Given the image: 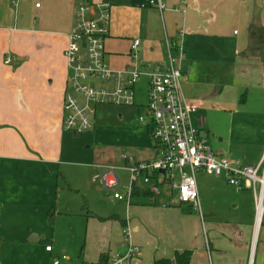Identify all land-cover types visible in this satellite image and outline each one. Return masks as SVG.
<instances>
[{
  "label": "crops",
  "instance_id": "0c3cea01",
  "mask_svg": "<svg viewBox=\"0 0 264 264\" xmlns=\"http://www.w3.org/2000/svg\"><path fill=\"white\" fill-rule=\"evenodd\" d=\"M82 1L0 0V190L2 175L24 174L32 179L30 187L48 191L43 177L56 167L60 169L69 157V131L63 127L69 79L65 50L75 10ZM95 1L111 5L110 34L106 40L110 67L163 70L168 65L166 38H170L182 45L186 67L197 64L195 57L200 47L208 45L210 48L215 72L212 85L206 84L204 88V85L193 84V70L183 82L185 97L197 106L206 101L216 109L233 104L247 83L264 90V57L255 50L248 54L253 36H256L255 32L252 36V25L264 28L263 0H165L167 8L164 11L151 6L150 0ZM37 2L41 4L39 8L35 6ZM136 40L140 44L135 51L132 47ZM147 88V79H143L136 88L137 104L134 106L137 108L146 103ZM206 132L210 135L209 128ZM200 133L202 135L201 130ZM151 151L150 156L138 160L155 158L153 144ZM263 155L264 140L261 139L254 159L257 163L246 166L258 165ZM98 165L117 166L115 163L87 166L98 170ZM203 175L197 173V183ZM222 177L213 176V179L220 183L223 180L230 186ZM128 179L127 173L124 181ZM9 181L12 183L13 179ZM140 184L146 188L142 189ZM5 187L10 188L9 185ZM230 187L237 191L233 210H202V201L207 206L212 198L208 200L209 196L201 193L199 183V207H196L179 203L177 196L171 204L157 205L160 189L170 191L171 196L175 190L168 184L146 185L139 180L140 192L131 205L122 201L127 206L125 215H86L85 244L79 264L100 261L109 264L118 251L125 253L123 221L129 227L133 243L140 247L138 257L131 264H153L161 259L174 261L176 253L185 251L191 253L188 264H264V246L257 250L264 219L256 230L253 192ZM210 188L213 194L217 190L214 186ZM146 189L151 190V196L143 194ZM104 194L112 195L107 191ZM33 196L36 198V194ZM2 197L0 192V200ZM40 207L48 209V215L52 210L55 218L48 201L40 199ZM54 218L50 220L52 223ZM25 233L32 235L33 232L29 229ZM39 241L38 235H32L29 242H20L25 247ZM47 246L52 247L46 243L45 253L53 254L54 248L48 251ZM62 254V258L55 257L51 264L55 260L60 264L69 260L65 250ZM17 261L12 258L13 264Z\"/></svg>",
  "mask_w": 264,
  "mask_h": 264
},
{
  "label": "rangeland",
  "instance_id": "374dc122",
  "mask_svg": "<svg viewBox=\"0 0 264 264\" xmlns=\"http://www.w3.org/2000/svg\"><path fill=\"white\" fill-rule=\"evenodd\" d=\"M195 58L197 64H190L193 70L191 78L195 81L193 84L204 85V88L206 84L212 85L215 72L209 46L200 47ZM107 60L106 56L105 61L109 64ZM239 94L238 100L233 104L221 105L222 109H216L208 101L202 103L198 106L194 122L216 154H223L233 163L254 165L257 163L254 159L259 141L264 140V90L247 83ZM144 114L146 110H139L136 106L99 105L93 131L80 134L67 132L69 157L60 169L56 167L43 177L48 191L41 192L30 187L32 179L27 175H2L6 184L2 181L0 190L3 196L0 200V264H13L12 258L18 259L17 264H51L55 257L62 258V250L69 257L62 264H79L85 244L86 215H125L127 208L124 202L104 194L106 191L99 178V171L87 165L115 163L123 166L124 156L136 160L150 156L153 142L147 126L138 120ZM207 128L210 135L206 132ZM200 173L204 174L198 180L201 193L207 194L208 200L212 198L207 206L202 201V210H233L237 191L223 180L220 183L213 179L214 175ZM120 174L123 179H127V173ZM10 178L13 179L12 183ZM8 185L10 188L6 189ZM140 185L142 189L146 188ZM211 186L217 189L214 194ZM176 196L177 191L171 196L170 191L162 188L159 190L157 205L171 204ZM40 199L48 201L53 207V223L49 219V210L40 207ZM29 229L32 235L40 237V241L25 248L20 241L31 240L32 235L25 233ZM46 243L54 248L53 254L45 253ZM262 246L264 228L259 233L257 250Z\"/></svg>",
  "mask_w": 264,
  "mask_h": 264
},
{
  "label": "built area",
  "instance_id": "2783aa9c",
  "mask_svg": "<svg viewBox=\"0 0 264 264\" xmlns=\"http://www.w3.org/2000/svg\"><path fill=\"white\" fill-rule=\"evenodd\" d=\"M149 4L161 11L167 8L165 0H150ZM35 6L39 8L41 4L37 2ZM110 22V3L83 0L75 10L65 50L69 79L63 127L75 134L92 131L99 105H136V88L147 79L146 103L138 105L146 114L140 115L138 120L150 127L156 156L144 161L124 156L123 167L98 165L105 190L115 199L131 205L139 180L146 185L164 183L177 191L179 203L199 207L197 173L223 176L230 186L253 192L255 228L259 229L264 219V155L258 165L246 166L233 163L212 150L193 122L198 106L188 101L183 92V82L192 69L184 66L185 54L180 43L166 38L168 65L163 70L110 67L105 61ZM139 44L136 40L132 48L136 51ZM122 170L128 173V181L119 173ZM124 235L125 253L118 251L109 264H131L138 257L140 247L133 243L127 223ZM46 249L51 251L52 247ZM54 264L60 261L55 260Z\"/></svg>",
  "mask_w": 264,
  "mask_h": 264
},
{
  "label": "trees",
  "instance_id": "16d2710c",
  "mask_svg": "<svg viewBox=\"0 0 264 264\" xmlns=\"http://www.w3.org/2000/svg\"><path fill=\"white\" fill-rule=\"evenodd\" d=\"M251 28H252V36L254 35L253 34L254 32L256 33V36H253V40L250 45V52H248V54H251L252 50H255L258 53H260L262 57H264V28L257 26L254 27L253 25ZM176 50L177 49L175 48L174 51L176 52ZM149 132H150V127H149ZM139 192H140L139 188L136 187L133 193V198L139 195ZM151 193L152 192L150 189H146L145 191H143V194L146 196H151ZM49 215H50V220L53 221L54 215L52 210H50ZM125 227H126V221H123V230H125ZM190 257H191L190 251H185L183 253H176L174 261L172 259H161L155 261L153 264H188ZM98 264H106V263L100 261V263Z\"/></svg>",
  "mask_w": 264,
  "mask_h": 264
},
{
  "label": "bare ground",
  "instance_id": "6f19581e",
  "mask_svg": "<svg viewBox=\"0 0 264 264\" xmlns=\"http://www.w3.org/2000/svg\"><path fill=\"white\" fill-rule=\"evenodd\" d=\"M257 230H258V228H257Z\"/></svg>",
  "mask_w": 264,
  "mask_h": 264
}]
</instances>
